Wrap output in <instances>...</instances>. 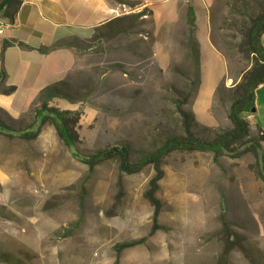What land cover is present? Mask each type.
Listing matches in <instances>:
<instances>
[{
  "label": "rangeland",
  "instance_id": "rangeland-1",
  "mask_svg": "<svg viewBox=\"0 0 264 264\" xmlns=\"http://www.w3.org/2000/svg\"><path fill=\"white\" fill-rule=\"evenodd\" d=\"M245 1L249 15L264 2L214 0L207 16L200 6L212 0H122L126 15H145L69 41L73 65L59 81L74 102L55 103L82 113L79 151L126 145L136 161L184 134L177 106L187 97L182 109L193 117L195 134L211 139L229 129L232 88L248 69L238 50ZM195 13L202 44L196 87L189 46L197 40ZM40 66L26 63L12 75L19 89L0 116L15 129L33 121L40 86L62 69L53 60L37 80ZM255 110L246 117L252 135L257 125L264 132V85ZM164 169L157 193L163 229L118 255L117 244L150 232L154 208L144 194L154 169L127 175L111 160L90 172L52 124L30 142L0 134V264H264V182L253 154L216 162L212 153L176 152Z\"/></svg>",
  "mask_w": 264,
  "mask_h": 264
},
{
  "label": "trees",
  "instance_id": "trees-1",
  "mask_svg": "<svg viewBox=\"0 0 264 264\" xmlns=\"http://www.w3.org/2000/svg\"><path fill=\"white\" fill-rule=\"evenodd\" d=\"M123 4H127L126 2ZM132 3H129L131 5ZM22 5L21 0H0V17L14 20ZM133 5V4H132ZM131 5V6H132ZM250 3L242 4L240 29L242 39L238 50L248 63V69L241 74L240 81L232 88V102L228 111V119L231 127L217 133L213 138H203L192 130L193 117L184 112L182 107L186 104L188 97L182 104L177 106L178 113L182 117L184 134H173L169 136L156 149L143 154L138 160H132V153L128 146H114L97 150L93 154H82L78 149L80 136L78 133L82 113L73 110H64L56 105L55 100L65 99L74 102L65 81L51 84L40 91L37 100L39 107L35 110L33 121L23 129H15L0 116V134L9 138H19L24 141L36 140L45 125L52 124L63 143L71 150L75 159L86 164L92 172L102 163L117 160L119 170L127 175L142 172L147 167L154 169V176L144 194L148 202L153 206L152 226L147 237L131 240L116 245V251L120 255L124 250L136 247L147 241L158 230H162L159 217L162 203L157 198L160 183L165 177V161L173 153H212L214 161L222 157L240 158L246 154H253L257 163L258 177L264 182V132L259 125L256 126V134L252 135L251 125L247 115L254 113L256 106V91L264 85V2L260 3V9L255 14L247 13ZM144 11L135 14L118 17L105 25L111 26L124 20L129 25L144 16ZM192 30L196 28L195 16L190 17ZM99 29V28H98ZM194 32V31H193ZM28 47L17 40H4L0 50V95L11 96L17 91V86L7 85V71L5 68V52L13 46ZM194 57V68L196 80L191 86L196 87L200 83L199 58L200 51L197 40L189 45ZM60 48H73L69 43H59L52 46H41L37 50L42 54H49Z\"/></svg>",
  "mask_w": 264,
  "mask_h": 264
},
{
  "label": "crops",
  "instance_id": "crops-1",
  "mask_svg": "<svg viewBox=\"0 0 264 264\" xmlns=\"http://www.w3.org/2000/svg\"><path fill=\"white\" fill-rule=\"evenodd\" d=\"M21 1V8L14 20L0 17L1 22L8 26L0 34V50L4 40L14 39L29 46L28 48L16 45L6 50L7 85H14L12 83L14 81V79L12 80L13 73L21 74L26 63L31 66L41 65L33 70L34 77L38 80L43 74L51 72V68L48 66L49 63L52 64L53 60H56V62L59 60L62 69L59 76H56L58 78H55L50 84L40 86L37 92L38 95L45 87L61 80L73 65L74 59L73 48H60L49 54H42L37 50L39 47L68 43L73 40L87 41L94 35L97 28H102L106 26V23L128 14L122 11V0L119 2H111L109 0ZM213 3L214 0H212L211 4L204 2L200 8L207 14ZM196 15L195 13L197 18ZM196 25L197 42L202 45L199 39V25L197 22ZM207 40L210 45H213L209 36ZM47 66L48 69H43V67ZM18 89L17 87V91ZM14 94L11 96L0 95V106L8 109L11 105L10 98Z\"/></svg>",
  "mask_w": 264,
  "mask_h": 264
},
{
  "label": "built area",
  "instance_id": "built-area-1",
  "mask_svg": "<svg viewBox=\"0 0 264 264\" xmlns=\"http://www.w3.org/2000/svg\"><path fill=\"white\" fill-rule=\"evenodd\" d=\"M4 25V26H3ZM3 26V27H2ZM5 28H8L7 25L3 24L0 20V34L4 31Z\"/></svg>",
  "mask_w": 264,
  "mask_h": 264
}]
</instances>
